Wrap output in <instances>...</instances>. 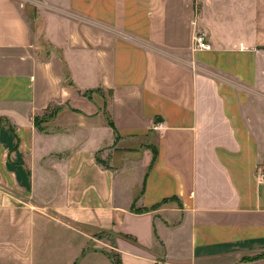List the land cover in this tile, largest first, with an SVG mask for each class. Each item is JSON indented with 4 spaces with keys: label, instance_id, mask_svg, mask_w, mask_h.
<instances>
[{
    "label": "crops",
    "instance_id": "obj_1",
    "mask_svg": "<svg viewBox=\"0 0 264 264\" xmlns=\"http://www.w3.org/2000/svg\"><path fill=\"white\" fill-rule=\"evenodd\" d=\"M0 195V264H264V0H0Z\"/></svg>",
    "mask_w": 264,
    "mask_h": 264
},
{
    "label": "built area",
    "instance_id": "obj_2",
    "mask_svg": "<svg viewBox=\"0 0 264 264\" xmlns=\"http://www.w3.org/2000/svg\"><path fill=\"white\" fill-rule=\"evenodd\" d=\"M192 49L194 51H209L210 44L203 33H196L192 39Z\"/></svg>",
    "mask_w": 264,
    "mask_h": 264
},
{
    "label": "rangeland",
    "instance_id": "obj_3",
    "mask_svg": "<svg viewBox=\"0 0 264 264\" xmlns=\"http://www.w3.org/2000/svg\"><path fill=\"white\" fill-rule=\"evenodd\" d=\"M28 15H32V9H28ZM15 205L21 206V196L18 193L13 194ZM3 195H0V202H3ZM259 259H264V257H260Z\"/></svg>",
    "mask_w": 264,
    "mask_h": 264
},
{
    "label": "trees",
    "instance_id": "obj_4",
    "mask_svg": "<svg viewBox=\"0 0 264 264\" xmlns=\"http://www.w3.org/2000/svg\"><path fill=\"white\" fill-rule=\"evenodd\" d=\"M95 159H96L97 164L101 165L102 167L108 168L107 164L104 161L100 160L98 156H96ZM260 257H264V255ZM260 257L248 259L247 261H255L259 259ZM113 261H114V264H120V261L117 258H113Z\"/></svg>",
    "mask_w": 264,
    "mask_h": 264
}]
</instances>
